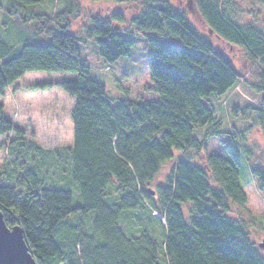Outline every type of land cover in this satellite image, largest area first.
Wrapping results in <instances>:
<instances>
[{"label": "trees", "instance_id": "trees-1", "mask_svg": "<svg viewBox=\"0 0 264 264\" xmlns=\"http://www.w3.org/2000/svg\"><path fill=\"white\" fill-rule=\"evenodd\" d=\"M81 1L0 3L16 32L11 38L7 23H1L0 96L26 73L75 76L56 85L74 99L72 145L51 151L28 141L0 104V137H12L0 167V212L7 227L22 229L36 264H264L245 224L229 216L231 205L247 203L239 164L231 153V159L206 154L209 140L223 135L210 97L222 102L248 81L168 0H141L129 21L122 12L85 18ZM248 1L264 10V0ZM195 9L209 34L243 51L264 90V31L257 14L243 22L233 0H195ZM83 17L82 35L70 34L71 23ZM127 22L140 35L160 37H147L157 99L114 102L79 58V43L92 38L105 64L129 57L134 39L119 28ZM20 27L30 36L24 38ZM33 38L46 43L33 44ZM38 88L44 85L32 87ZM250 108L264 132V97ZM172 159L165 181L151 189ZM251 175L264 193V170L253 169ZM74 183L83 204L77 208L69 190ZM185 204H191L189 224ZM142 210L158 224L154 214L161 216L160 239L144 227L124 235L119 219L145 225ZM77 212L83 215L79 225L68 219Z\"/></svg>", "mask_w": 264, "mask_h": 264}, {"label": "rangeland", "instance_id": "rangeland-1", "mask_svg": "<svg viewBox=\"0 0 264 264\" xmlns=\"http://www.w3.org/2000/svg\"><path fill=\"white\" fill-rule=\"evenodd\" d=\"M168 1L173 7L183 10L197 33L210 42L215 49L227 55L239 76L248 81L244 84L238 83L237 88L229 91L222 102L210 97V102L218 110L216 116L222 120L221 133L223 135L222 138L209 140L206 154L224 155L227 159H231L228 155V153H231L234 160L239 164L240 183L247 196V203L243 207L231 205L229 216L245 224L251 240L258 246L264 240V193L259 191L257 182L252 178L251 171L256 168L264 170V132L255 126L254 111L250 108L256 102L259 103L264 97V90L257 80L258 72L249 66L242 50L229 47L214 35L209 34L207 27L196 12L195 0ZM4 2L5 0H0V3ZM233 2L241 10L240 16L243 22L249 21L251 16L255 18L257 14L258 20L255 18L257 26L264 31L263 9L252 8L248 0H233ZM140 4L141 0L81 1L85 18L88 15L108 16L114 12H122L126 15L128 21L136 13L134 7ZM84 17L71 23L70 34L82 35ZM8 22L4 13L0 11V25L1 23H7L5 29L13 38L16 32L11 22ZM20 28L24 38L30 36V31L27 28ZM119 28L126 30L123 33L131 35L134 39V46L129 57L122 58L111 65L105 64L98 54L95 38H92L83 39L79 43L80 60L90 67L91 79L101 83L106 89L107 96L114 102L117 103L127 97L134 101H140L138 100L139 97H144L145 100L157 99V96L151 91L153 84L148 71V59L152 51L147 37H160L153 33L140 35L136 33L130 22L121 25ZM5 33L4 31L3 36L7 39ZM30 42L33 44L46 43L42 38H33ZM107 67L109 70H106ZM74 78L75 76L72 74L26 73L9 86L3 96H0V104L4 108V117L24 131L28 141L45 150L54 151L72 145L73 127L70 113L74 106V99L56 85ZM43 85L44 88L42 89H32L34 86ZM8 136L0 137V167L3 166L8 156L6 144L12 140L11 134ZM14 145L16 146V144ZM67 158L70 161L69 156ZM173 160L167 161L161 167L154 183L151 184V189H154L156 184H162L165 181V175L168 174ZM63 173L64 170L62 175H64ZM68 175V179H71V170L66 177ZM69 190L73 196V207H81L83 204L76 184L74 183V188ZM190 207L191 204H185L181 207L188 224L190 222L188 214ZM140 213L144 216L145 225H139V227H136L129 217L119 219V226L124 235L127 237L137 235V230L144 227L150 235L160 239L163 233L161 216L157 213L154 214L161 222V224H158L149 218L148 210H142ZM82 217L81 212H77L71 214L68 219L77 220L79 225L83 221ZM259 250L264 258V251Z\"/></svg>", "mask_w": 264, "mask_h": 264}, {"label": "water", "instance_id": "water-1", "mask_svg": "<svg viewBox=\"0 0 264 264\" xmlns=\"http://www.w3.org/2000/svg\"><path fill=\"white\" fill-rule=\"evenodd\" d=\"M153 194V193H152ZM264 251V240L258 244ZM0 264H36L19 226L7 227L0 212Z\"/></svg>", "mask_w": 264, "mask_h": 264}]
</instances>
